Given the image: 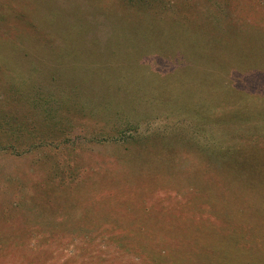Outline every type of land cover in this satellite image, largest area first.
<instances>
[{
    "label": "rangeland",
    "instance_id": "374dc122",
    "mask_svg": "<svg viewBox=\"0 0 264 264\" xmlns=\"http://www.w3.org/2000/svg\"><path fill=\"white\" fill-rule=\"evenodd\" d=\"M2 1L0 106L13 84L14 109L42 123L30 101L46 94L64 133L0 147V264H264L261 174L236 161L264 157L246 136L264 135V0H143L137 18ZM155 4L183 19L157 25ZM156 55L177 65L163 74ZM234 58L224 84L212 66Z\"/></svg>",
    "mask_w": 264,
    "mask_h": 264
},
{
    "label": "trees",
    "instance_id": "16d2710c",
    "mask_svg": "<svg viewBox=\"0 0 264 264\" xmlns=\"http://www.w3.org/2000/svg\"><path fill=\"white\" fill-rule=\"evenodd\" d=\"M101 2L104 5L112 4L113 9L115 10L117 15L122 13V14H126L127 17L137 18L141 15L142 12L143 14H145V10L143 9L145 4H142L143 0H101ZM198 2H200L202 5H204L205 3L204 0H198ZM4 6H5V2L0 0V12H2L1 10ZM183 6H185L187 10H190L193 6V2L191 0H186L185 3L182 4V7ZM156 8H157V4H155V7L153 8L155 10V14L153 18H154L155 23H157V25L161 23L162 25L167 24L170 20L177 22L178 20L183 19V16L168 15L166 11L164 10L157 11ZM177 9L178 8H175V10ZM191 15H193L194 22L197 23L199 26H202L210 21H213L212 18L208 17L207 15L197 14L196 12H192V11H191ZM224 40H228V39L224 38ZM212 47L213 45H211L208 41L207 48H212ZM210 55L213 58H217L213 52H210ZM154 57L159 59L156 62V64L157 66L161 67L160 71L163 74L173 70V66L177 65L175 61L171 62L172 65H169V63L164 65L162 64L164 59L160 55H156ZM239 60L240 59L234 58L232 61H230L229 63L227 62L224 65L220 64L218 66H212L216 68L215 75L217 74L222 79V82L226 84L227 78H230L232 76L231 73L233 74L232 69L229 66L233 65V63L234 65L241 64ZM236 71L239 74L242 73L241 67H238ZM37 86L38 85H36V87ZM240 87L241 86H234L232 88L227 87L225 91H228L229 93H232L233 95H238L239 97H243V95L244 97H250L248 92H243V90H241ZM3 92L8 94L7 98L4 100H5V103H8V105H10V107L6 108L4 106H0V147H2L3 149L13 148V146L16 143L18 144L27 143V142H30V140L34 138H36V140L38 141H35V143H32L30 146H41V145H45L47 140H49L50 138H55V137L58 138L60 136V135L59 136L52 135L55 132H59L60 130L59 125L61 123L60 121H58V119L54 118L55 117L54 114L51 115L52 106L49 103L50 102V99L48 98L49 96H46V94L41 95L36 98H32V100L30 101V103H32L37 109L41 108L42 112L45 113L42 123H38L36 121L27 122L26 119H24L20 114H18V110L16 108L14 109L16 105H20V101L22 100V97L18 95L17 88H15V85L13 84L5 85ZM243 93H246V94H243ZM262 95H264V93ZM26 98L30 99L31 97H26ZM2 102H3V99H2ZM192 109L193 108H191L190 110ZM188 112H191V111L188 110L187 112H185V114H188ZM37 127L42 128L44 131H42L41 133L37 131V133L34 134L33 131ZM60 131H61L60 134L64 133V131L62 130ZM246 136L249 137L250 141L256 145H264V142L261 140L262 138L264 139V135L251 132V133H247ZM2 138H5V140ZM200 139L201 138H198V140ZM68 140L69 138L63 137L60 142L61 143L67 142ZM3 141H6V142L4 143ZM50 142H54V141H50ZM259 151L262 155H264L263 146ZM239 159H242L244 162L253 161L255 163L256 171L259 174H261V176L259 177L261 181L260 184L264 186V176L262 175L264 174V157L260 155L251 157L249 154L245 155L244 151L236 148V161H238ZM231 225L233 226L234 224H231ZM194 233L199 234V231L194 230ZM228 236L239 237L237 234V231L234 230L233 228L230 229V235H227V236L225 235V237H228ZM226 245L228 247L229 252L239 254L235 246H231L229 244H226ZM148 252H150V254H155V255L157 254L154 250H151V249H148ZM173 254H175V256H179L176 251H174ZM163 257H164L163 255H159V258L161 261H165V258ZM165 264H168V263H165ZM177 264H181V263L177 262Z\"/></svg>",
    "mask_w": 264,
    "mask_h": 264
}]
</instances>
